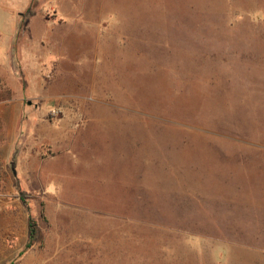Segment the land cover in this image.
<instances>
[{
  "label": "rangeland",
  "instance_id": "obj_1",
  "mask_svg": "<svg viewBox=\"0 0 264 264\" xmlns=\"http://www.w3.org/2000/svg\"><path fill=\"white\" fill-rule=\"evenodd\" d=\"M76 3L0 80V264H264V0Z\"/></svg>",
  "mask_w": 264,
  "mask_h": 264
},
{
  "label": "crops",
  "instance_id": "obj_2",
  "mask_svg": "<svg viewBox=\"0 0 264 264\" xmlns=\"http://www.w3.org/2000/svg\"><path fill=\"white\" fill-rule=\"evenodd\" d=\"M0 1H4V3L8 6L13 4L12 0H0ZM14 2H18L17 7L15 8V10H11L9 11V14H11V16L14 17L13 19V26L10 29L9 32L0 29V45H2V43L7 42L6 43V57H1L0 56V80L5 83L8 82V87L11 90H14V92H20L19 88L16 85V82L14 83L13 80H15L14 77V64H15V60H14V53L12 52V49L15 48V41L18 40L17 37L19 36L20 32L24 33L25 31L28 32V35H26V39H23V43H22V39L20 40V42H18V51H19V55L20 53L22 54V57L24 58L25 61V68H23V73L24 74H31L32 73V67L35 64L40 63L38 60H35L37 58V55H35L34 51H31V48L26 49L27 47H21L22 45H25L24 43L26 42L27 45H38L39 47L43 46L44 44H47V41L49 43H52L53 41L57 42V44H61L60 42V37H53L52 32L54 30L55 27V22L54 21H47L45 20L40 14H37L35 11H30V12H26L27 9H29L32 0H13ZM57 1V0H56ZM77 3L75 5H73L74 7L72 8V15L73 17L78 21V23L81 22V28H77L76 29V36L72 33V35H74L73 40L76 41L77 43H79V39L80 37H82V39L84 38V34H85V27L84 25V18L87 15L86 10H88L87 12H89V14L91 13V11H93L92 15H96V13L103 15L104 13H102V11L100 12L99 9H94L91 8V6H85L84 7V0H75ZM9 2V3H8ZM21 2V3H19ZM9 8H4V10H7ZM27 14L26 19L21 22L20 18ZM86 14V15H85ZM97 14V15H98ZM37 24V26L39 27V31L43 33V36L40 37V39H36L34 33L32 32V22L33 21ZM56 29H59L58 27ZM8 37V40H5ZM107 44V42H105ZM33 49V48H32ZM69 50L70 48H68V58H69ZM79 55V52H77V56ZM69 60V59H68ZM28 66V68L26 67ZM11 84V85H10ZM3 87L4 84H2ZM8 89V90H9ZM1 116V115H0Z\"/></svg>",
  "mask_w": 264,
  "mask_h": 264
},
{
  "label": "trees",
  "instance_id": "obj_3",
  "mask_svg": "<svg viewBox=\"0 0 264 264\" xmlns=\"http://www.w3.org/2000/svg\"><path fill=\"white\" fill-rule=\"evenodd\" d=\"M2 129V127H1V124H0V130Z\"/></svg>",
  "mask_w": 264,
  "mask_h": 264
}]
</instances>
